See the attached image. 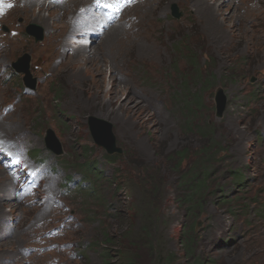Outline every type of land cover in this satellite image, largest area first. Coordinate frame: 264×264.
Instances as JSON below:
<instances>
[{
	"label": "rangeland",
	"instance_id": "rangeland-1",
	"mask_svg": "<svg viewBox=\"0 0 264 264\" xmlns=\"http://www.w3.org/2000/svg\"><path fill=\"white\" fill-rule=\"evenodd\" d=\"M36 1L4 0L13 6L0 15V138L13 140L7 146L25 150L29 162L51 165L55 171L45 189L53 181L56 190L52 183L49 188L56 194L52 205L38 195L18 199L8 189L13 187L12 171L0 164V177H8L0 186V264H104L105 252L115 254L109 264L122 263L116 255L123 247L115 239L106 244L102 233L117 234L118 214L132 212V198L119 190L120 162L109 163L106 150L94 142L90 116L113 123L117 145L145 166L147 178L161 165L171 196L177 176L169 155L187 148L197 156L207 144L218 143L211 180L216 193L209 195L207 214L201 218L197 255L213 264H258L264 250V72L252 17L254 10L260 12L255 6L259 0H220L226 5L215 17L212 5L217 0H139L120 20L123 33L115 28L109 32L111 26L99 44L100 37L92 40L84 51L92 54L90 59L78 66L66 63L74 51L81 53L79 46L71 45L65 54V41L57 48L51 42L69 32L81 5L57 7L40 0L48 17L44 20L38 17ZM210 18L225 26L210 28ZM30 26L42 30V41L27 34ZM238 37L250 40L252 56L243 51V42L236 43ZM145 48L151 49L150 57L138 55ZM25 54L30 55L31 79L13 68ZM24 77L35 87H28ZM219 87L228 98L221 118L215 103ZM186 96L200 98L202 108L191 113V121L199 122L201 131L212 124V140L198 126L187 130ZM50 131L62 155L47 147ZM82 164L92 167H84L92 180L97 178L98 190L89 198L66 190L68 178L88 182ZM93 167L103 175L96 176ZM175 208L170 202L167 234L160 241L165 253L177 251V264H184L178 251L183 217ZM13 218L20 221L16 226ZM54 227L60 233L53 236ZM130 243L125 240L123 249L135 257V264L161 263V256Z\"/></svg>",
	"mask_w": 264,
	"mask_h": 264
},
{
	"label": "trees",
	"instance_id": "trees-1",
	"mask_svg": "<svg viewBox=\"0 0 264 264\" xmlns=\"http://www.w3.org/2000/svg\"><path fill=\"white\" fill-rule=\"evenodd\" d=\"M185 98L190 111L189 116L186 117L187 130L193 131V128L198 126L201 134L212 140L215 136L212 131L214 127L212 124H207L201 131L202 127L198 124L199 122L196 124L195 121H191V113L195 109L202 108L200 98L189 99L188 96ZM217 144L216 142L207 144L199 150L197 156L191 154L187 148L169 155L171 169H175V176H177L173 196L170 194L167 175L160 172L164 170L161 165H159L154 175L147 178L145 176L147 169L143 164H137V161L130 157L132 155L126 152L122 156L106 154L107 161H119L121 164L118 176L121 179L119 190H124L128 196H131L132 201L129 209L132 212H122V214L120 212L118 214L117 234L111 235L103 232L102 236L105 243L110 245L115 239L124 248L126 246L124 241L129 240L131 241L130 245L143 248L148 252V255L161 256L160 264H177L174 257L177 251L170 254L165 253V245L160 241L167 234L166 223L171 216L168 208L170 202H173L175 209L181 212L183 217L179 221L181 227L178 231V251H181L184 264H193L192 260L195 261L194 264H213V261L208 259L204 261L203 257L197 255L196 245L199 235V220L205 213L207 214L206 206L209 195L216 193L211 185L213 182L211 180L212 166L217 155ZM218 151H220V148ZM91 168V166L88 167V169ZM93 168L96 170V176L98 172L103 175V172H100L96 167ZM235 178H239V176H235ZM90 185L88 193H95L98 190L97 178L93 179ZM125 217L129 219L123 222ZM123 248L119 249L117 251L118 255H116L122 262L121 264H135V257L132 258L128 255L131 252L129 250L125 252ZM113 256L115 254L105 252L103 254L104 264H109L108 261Z\"/></svg>",
	"mask_w": 264,
	"mask_h": 264
},
{
	"label": "bare ground",
	"instance_id": "bare-ground-1",
	"mask_svg": "<svg viewBox=\"0 0 264 264\" xmlns=\"http://www.w3.org/2000/svg\"><path fill=\"white\" fill-rule=\"evenodd\" d=\"M220 0H217V1H215V4H213L212 5V7H214L215 8V14H214V17L217 15V13L220 15V11H221V6H223V5H226V3L224 2V1H222V2H219ZM37 3H36V7H37V14H38V17L39 18H41V19H44V20H46L45 19V15H43V12L45 11L44 10V8H45V6H43L42 4H40V0H37L36 1ZM88 3V1L87 0H71V1H68V2H66L67 4H69V3H76V4H79V5H82L83 3ZM66 3H64V4H66ZM64 4H61V5H58L57 7H61V6H63ZM255 4V3H254ZM35 5V4H34ZM256 7H258L259 9H260V12L257 14V12H255V10H254V16L252 17V18H254L253 20H255V24H256V26H254L253 28H255V27H257V31H256V33H255V37L258 39V42H259V50H261V52H262V57H261V60H260V68L262 69V73L264 72V0H259L258 1V4H256L255 5ZM235 13V12H234ZM49 15V14H48ZM233 16H234V14H233ZM47 19H48V17H46ZM221 19V18H220ZM209 21V22H208ZM207 22H208V24L207 25H209V24H211V25H209V27L210 28H221V27H223V26H225V22L224 21H219V19H217V21L216 20H214V19H209ZM247 21H248V19H247ZM45 22V21H44ZM50 24V23H49ZM55 24V23H54ZM133 24V23H132ZM206 25V26H207ZM59 26V25H58ZM62 26V25H61ZM73 25H70V27H69V32H67V33H65V34H60V35H55L54 36V38L52 39V42H51V44H53L56 48L57 47H59L62 43H63V41H65V39H66V37H67V35L70 33V32H72L74 29H73ZM119 29L120 30V32L121 33H123V28L124 27H121V25H118V26H116V25H113L112 26V28L111 29H109V32L110 31H112L113 29ZM67 31V30H66ZM124 31H125V29H124ZM115 32H119V31H115ZM218 32V31H217ZM105 33V32H104ZM114 33V32H113ZM107 34H108V32H107ZM220 34V33H219ZM218 34V35H219ZM53 35V34H52ZM118 36H120V35H117V38L116 37H114L113 38V40L112 41H114L115 39H118ZM213 36V35H212ZM101 38V37H100ZM102 39L103 38H101L100 39V41L98 42V44L102 41ZM248 38L245 40V38H244V40L242 39V38H239L238 37V40L236 41V43H241V42H243L244 43V47H243V51L244 52H247L250 56H252V54H251V44H250V42H248ZM58 41V42H57ZM250 41V40H249ZM48 42V41H47ZM258 45V44H257ZM80 47V50H81V53L80 52H76V51H74L72 54V59L68 62V63H66L67 64V66H69V65H76V66H78V65H83L84 63H86V61L88 60V59H90V57H91V55L92 54H90V53H88V55H85V53L86 52H88V51H86L87 49H88V47L87 46H79ZM142 46L140 45V48H141ZM49 49V48H48ZM151 49L150 48H145V49H142V50H140V52H138V55L139 56H141V57H150V54H151V51H150ZM84 51H86V52H84ZM60 52V51H59ZM65 65V64H64ZM61 66H63V65H61ZM262 111H261V115H260V121H264V108H262L261 109ZM93 137V136H92ZM95 142V141H94ZM99 146V145H98ZM14 152H15V155H17V156H20V155H22L23 154V152H22V150L20 149V148H16V149H14ZM109 155H112V154H109ZM6 178H8L7 176H5V177H0V186H3V182L6 184ZM52 183V182H51ZM51 189L52 190H56V183L54 182V183H52L51 184ZM16 204L17 205H19V206H21V204L19 203V202H16ZM16 205V206H17ZM4 208V204H0V211H1V209H3ZM264 226V225H263ZM1 230V229H0ZM260 233V232H259ZM263 234H264V232H263ZM17 241V240H16ZM261 253H262V257L261 258H259L260 259V261L258 262V264H264V250H262L261 251Z\"/></svg>",
	"mask_w": 264,
	"mask_h": 264
},
{
	"label": "water",
	"instance_id": "water-1",
	"mask_svg": "<svg viewBox=\"0 0 264 264\" xmlns=\"http://www.w3.org/2000/svg\"><path fill=\"white\" fill-rule=\"evenodd\" d=\"M176 16H180L176 14ZM37 27L31 26L28 30L29 33L33 34L37 41L43 39V34L37 32ZM29 57H27L26 64H22V62L15 65L16 69L23 72H29ZM28 81V79H27ZM27 86L34 88V84L27 82ZM215 103H216V115L218 117H222L227 108V95L222 87H219L216 91L215 95ZM90 131L93 136L95 143L101 147H103L108 154H124V151L121 147L117 145V136L114 133L113 123L111 121H107L100 117L90 116L89 119ZM49 146L54 150H61L59 144H57L54 133L51 132L48 138ZM201 225V222H199Z\"/></svg>",
	"mask_w": 264,
	"mask_h": 264
},
{
	"label": "snow or ice",
	"instance_id": "snow-or-ice-1",
	"mask_svg": "<svg viewBox=\"0 0 264 264\" xmlns=\"http://www.w3.org/2000/svg\"><path fill=\"white\" fill-rule=\"evenodd\" d=\"M97 2L99 3V0H97ZM133 2V0H116V3L115 4H107L106 7H109V8H114L116 11H120L122 10L121 7H118V5H123L124 7H126L127 5L131 4ZM12 7L11 4H7L5 5L4 4V0H0V15H3L4 14V7ZM3 145V142L0 141V147H2ZM17 163H20V160L19 158H17L16 160Z\"/></svg>",
	"mask_w": 264,
	"mask_h": 264
}]
</instances>
